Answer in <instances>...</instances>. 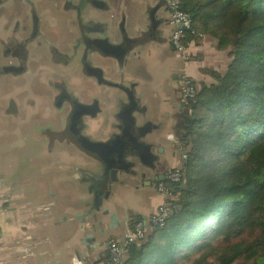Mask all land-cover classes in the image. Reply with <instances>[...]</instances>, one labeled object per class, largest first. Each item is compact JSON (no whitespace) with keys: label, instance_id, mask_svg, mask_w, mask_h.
<instances>
[{"label":"crops","instance_id":"obj_1","mask_svg":"<svg viewBox=\"0 0 264 264\" xmlns=\"http://www.w3.org/2000/svg\"><path fill=\"white\" fill-rule=\"evenodd\" d=\"M159 2L162 5L167 2L168 7L169 0H116L115 4L123 13L122 23L127 35L136 38V45H143L136 59H129L124 69L126 79L136 81L139 105L146 107V114L141 115L143 118L140 116L137 125L147 123L152 129L143 141L153 145L154 154L159 146L164 147L157 150L155 165L139 158L131 160L134 164L119 171L116 180L112 179L102 194L99 189L91 188L95 177L103 171L98 159L73 143L57 141L47 150L42 138L24 139V132L34 130L35 126L26 123L20 115L15 122L7 107L9 92L14 85L21 86L22 78L0 75V264H73L74 257L82 263L101 264L108 258V243L124 238L128 226L155 213L163 202L158 183L168 170L183 166L185 161L182 155L169 161L170 154L162 145L163 140L155 137L152 125L156 123L149 120V114L156 108L152 94L157 97L158 93H165L164 99L168 100L169 96L173 97L177 84L171 81L167 85L165 81L175 70L180 73L179 77L185 69L195 80L196 75H202V80L210 82L212 76L205 69L212 67L200 65L204 64L205 53L218 47L217 40L202 36L190 43L191 60L188 63L178 60L170 44L174 25L163 23L155 35L147 33L149 10ZM106 3L107 8L103 10L109 9V2ZM166 6L163 5L157 15L170 21V10ZM32 8L47 16L54 11L59 16L57 24L66 25L63 19L66 12L61 7L53 9L51 0H0V40L6 41L12 35V24L28 18ZM102 9L91 4L85 7L90 19L107 23L109 30L107 19L113 15L99 14L98 10ZM111 35L112 41L118 42L123 33L121 30L120 34ZM102 58L100 62L110 68L113 79L120 73L117 59L106 55ZM204 74L210 79L206 80ZM90 80L98 90L93 97L100 101L101 108L95 117H89V134L94 140L104 141L114 129V107L120 96L114 87L98 85L93 77ZM21 113L23 116V110ZM176 122L175 115V125ZM171 135L174 134H169L170 139ZM172 143L177 148L174 140ZM97 197H101L102 203ZM98 208L101 210L97 212L98 219L104 222L100 229L104 232L99 233V227L96 228V239L90 240L88 250L83 240L91 232L90 227L95 223L93 214ZM105 209L110 213L103 215ZM111 214L119 219L118 226L113 228L108 227Z\"/></svg>","mask_w":264,"mask_h":264},{"label":"trees","instance_id":"obj_2","mask_svg":"<svg viewBox=\"0 0 264 264\" xmlns=\"http://www.w3.org/2000/svg\"><path fill=\"white\" fill-rule=\"evenodd\" d=\"M232 58L178 115L187 148L171 213L121 264H264V0H180ZM189 33L188 41L199 39Z\"/></svg>","mask_w":264,"mask_h":264},{"label":"flooded vegetation","instance_id":"obj_3","mask_svg":"<svg viewBox=\"0 0 264 264\" xmlns=\"http://www.w3.org/2000/svg\"><path fill=\"white\" fill-rule=\"evenodd\" d=\"M88 2L89 0H62L61 3L59 0H51L53 9L61 7L66 12L67 15L63 18L65 26L57 24L59 16L54 11L47 16L40 15L36 8H32L28 18L12 24V35L6 41L0 40V75L22 78L21 86L14 85L9 92L8 112L14 116L12 118L15 122L20 115L26 123L34 125V130L24 132V139L42 138L47 143V150L54 147L57 141L62 144L73 143L79 147L86 140H94L89 134L90 116L87 114L94 109L98 113L101 105L93 97L98 90L91 83L90 77L98 85H108L101 82L94 71L99 72L102 79L113 80L119 84L118 87L110 86L116 89L120 98L118 103L115 102L114 129L108 138L121 134L124 130L131 138H135L136 114L140 111H143V115L146 114V107L139 104L136 112V81L127 80L123 72L125 63L129 59L135 60L136 54L129 56L122 64L117 60L120 73L111 79L110 68L100 62L103 55H96L98 51L93 50L92 40L100 37H108L111 41L112 39L107 33L108 27L99 32L98 27L91 25L96 22L87 16L85 7L89 5ZM129 47L136 48V40L127 43L125 49ZM170 77L176 78L174 100L176 104H180L175 107L186 108L181 105L182 84L179 75L174 73ZM171 81L172 79H168L165 84L168 85ZM128 112L131 113L130 119ZM179 113L176 115L177 119ZM142 114L138 113L139 118ZM147 125L145 123L141 127L144 131L140 132L144 136L152 130ZM170 137L172 140L173 137L179 139L177 135ZM135 149V145L129 147V150ZM152 150H155L153 145ZM157 150L155 154L153 151L152 154L145 152L146 164H156ZM131 160L136 161V158ZM125 166L129 167L126 164Z\"/></svg>","mask_w":264,"mask_h":264},{"label":"water","instance_id":"obj_4","mask_svg":"<svg viewBox=\"0 0 264 264\" xmlns=\"http://www.w3.org/2000/svg\"><path fill=\"white\" fill-rule=\"evenodd\" d=\"M82 2V1H81ZM91 5H94L97 8H107L105 7L107 5L106 1L104 0H89L88 2ZM167 2L163 5L166 6ZM160 2L159 4L155 5L154 7L150 8L149 10V18H150V25L147 33L150 34H156L158 32V27L163 24H170V21L164 17L159 18L157 15V11L163 6ZM167 9L170 10V6L168 4ZM124 25V22L122 23ZM91 25H94L95 27H98L100 30L99 32H103L101 30H105L107 27V23L105 22H96L91 23ZM123 36L121 38L120 42H112L110 38L108 37H100V38H94L92 40L94 44L93 50L98 51L102 53L103 55L113 57L117 59L121 64L124 60L128 59L129 56L132 54H138L139 48L143 45H136L135 47H129L125 49V46H127V43H131L132 40H136L129 37L127 35L126 29L123 27L122 29ZM141 39V38H140ZM137 41V40H136ZM145 47V46H144ZM126 50V51H125ZM99 68H94V70H98ZM94 74L100 79L101 82L107 83L109 86L118 87V83L112 81H108L106 79H102L99 72L94 71ZM138 99L136 100V112H138ZM91 109H93L91 107ZM142 110V109H141ZM143 113V111L138 112ZM138 113L136 114V136L135 138H131V136L126 132L125 130L118 135H113L107 140L104 141H92V140H86V143L79 144V148H81L86 153L90 154L91 156L98 159V161L103 166V171L95 177L94 183L91 185V188L99 189V192L102 194L104 191V187L109 186V183H111V180H116L117 174L119 171H125L126 165H133L134 162L131 161L133 158H139L141 161H145L146 155L145 152H150L152 154V144L147 143L143 141V138L145 137L144 134L140 131H144L141 127L138 126L137 122L139 120ZM90 117H95L97 115V111L91 110L87 114ZM143 115V114H142ZM130 119L131 113L128 112L127 115ZM143 118V116H141ZM134 121V119H132ZM148 126V125H147ZM149 127V126H148ZM135 145V150H129V147H132ZM124 164V165H123ZM99 199V202L102 203L101 197H97ZM101 211L100 208L97 209L96 213L93 214V218L95 223L90 227L91 232H89L85 239L83 240V243L87 245V249L89 250L88 244L91 241H95L96 237L94 235L96 231V228L99 227V233H103L104 229H100V226L104 223L103 220L98 219L97 212ZM110 213L109 209H105L102 211L103 215H107ZM119 219L116 216V214H111L110 216V225L109 228H113L118 226ZM144 242H142L139 245V248L142 247ZM80 257V256H79ZM81 258V257H80ZM82 260V258H81Z\"/></svg>","mask_w":264,"mask_h":264},{"label":"built area","instance_id":"obj_5","mask_svg":"<svg viewBox=\"0 0 264 264\" xmlns=\"http://www.w3.org/2000/svg\"><path fill=\"white\" fill-rule=\"evenodd\" d=\"M169 6L170 23L174 25V30L170 36V44L175 57L183 63H188L191 58L190 43L192 42L187 40L189 33L196 35V37H202L203 35L193 30L192 17L180 8V0H169ZM180 81L182 84L181 105L187 108L196 98L197 88L193 77L185 69L180 75ZM173 139L185 161L188 156L182 142L174 137ZM184 169L183 165L170 169L163 175V179L158 183L157 188L164 199L157 211L145 219H137L132 225L128 226L124 238L110 241L107 245L108 258L101 264H121L132 245L141 244L152 228L165 225L171 213L173 184L182 180ZM73 264L88 263H82L77 257H74Z\"/></svg>","mask_w":264,"mask_h":264},{"label":"rangeland","instance_id":"obj_6","mask_svg":"<svg viewBox=\"0 0 264 264\" xmlns=\"http://www.w3.org/2000/svg\"><path fill=\"white\" fill-rule=\"evenodd\" d=\"M108 2H109L108 4L109 9H105V10L102 9L98 11H100L99 14L101 15H105V14H108L111 16L113 15L110 20L107 19L108 24H109V30L107 33L110 34V36H112L111 34L113 32L115 34H120L123 27L125 28V25L122 24L123 13H121V11L120 12L118 11V8L116 7V4H115L116 0H111V1L108 0ZM116 15H118L119 17L114 19ZM208 39H213V41H216V39L211 36H208ZM231 59L232 58L228 55L227 50L224 51V50H219V49L218 50L211 49L205 53V59L203 61L204 64H201L200 66H209V67L218 69L223 72L227 68L228 64L231 62ZM174 73L178 75L180 74L176 70L174 71ZM116 74H118V72ZM125 74H126V70H125ZM207 75H205L206 80H209L210 77L209 75L208 76ZM196 77H197L196 81L199 84V82L203 79V77L202 75L201 76L196 75ZM168 79H172L173 83H175L176 81L173 78H171L170 75ZM159 86H162V83H160ZM164 97H165V93L160 92L158 93L157 97H154L152 94V100L155 103L156 108L153 111H151V113L149 114V118H150L149 120L153 121V123H156V125L151 124L153 127V132L155 133L156 138L163 140L162 145H165V147H167V151L170 154V155L168 154L170 156L169 161H171L172 157H173V160L178 159V157H181L180 156L181 154L179 153L178 148L176 147L174 148L172 140L169 138V134L173 133L174 135H177L178 138L180 139V136H179L180 129L177 126L178 121L176 122V125H175V115H177L181 111V107L180 108L175 107V105H178L180 103L176 104L174 100V94H173V97L169 96V100L167 97L166 99H164ZM155 105L153 104L154 107ZM176 111L177 113H175ZM181 142L183 144L185 152L187 153V148H186L185 143L182 140ZM162 147L164 146H159L158 151H161ZM152 194L149 195L148 198L151 197Z\"/></svg>","mask_w":264,"mask_h":264}]
</instances>
